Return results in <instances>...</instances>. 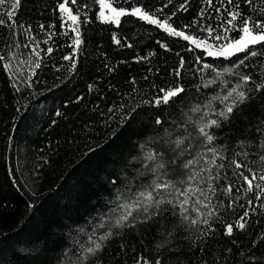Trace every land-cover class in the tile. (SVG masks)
Masks as SVG:
<instances>
[{
    "label": "trees",
    "instance_id": "16d2710c",
    "mask_svg": "<svg viewBox=\"0 0 264 264\" xmlns=\"http://www.w3.org/2000/svg\"><path fill=\"white\" fill-rule=\"evenodd\" d=\"M107 1L127 10L141 7L161 21L171 17L168 22L174 28L195 37L207 34L185 25L193 20L215 25L227 19L226 10H235L226 0L223 7L222 0H213L212 7L204 0H188L187 11H177L185 0ZM60 2L63 0H22L13 27L0 26V55L5 57L0 61V264H78L89 237L108 230L124 213L122 205L151 183L149 153H161L165 161L174 158L171 142L185 137H191L186 140L190 147L181 159L195 160L204 153L196 142V129L205 117L216 118L212 113L224 108L223 97L238 83L240 73L252 77L246 86L251 98L241 106L243 112L237 109L231 124L222 122V128L214 130V146L221 148L225 157L217 164L225 167L213 169L220 179L213 182L217 192L212 204L217 215L210 224L193 226L183 221L178 201L184 197L164 193L177 204L175 209L167 205L163 218L122 230L105 242L97 256L99 264H136L137 258L150 264H264V199L256 201L253 193L245 192L247 185L239 176L240 172L251 176L249 169L264 174V90L254 91L257 84L264 83V56L249 57L235 70L236 75L216 78L211 70L200 71L204 63L222 71L233 61L244 59L245 53L230 59L209 57L203 49L134 16L121 17L119 26L102 22L96 0H77L76 4L69 0L67 6L80 15L83 41L76 54L77 68L70 71L71 61L62 57L72 55L74 35L70 28L60 27ZM235 3L245 15L264 19V0ZM161 8L163 11H157ZM202 8L203 21L198 16ZM216 8H221L222 16ZM7 10L0 6V18L6 23ZM50 32L52 39L45 44ZM33 35L41 44V68L28 81V75L15 77V71H8L4 63L17 42V49H26L22 41ZM113 35L121 41L119 45ZM231 35L238 38L239 33ZM158 41L169 50L161 48ZM49 47L53 48L51 54L47 53ZM139 57L146 59L137 62ZM181 57L186 63L178 79L173 70ZM133 79L135 84L129 82ZM213 79L216 82L209 83ZM176 84L185 88L177 103L159 108L143 103L162 95L159 87ZM89 85L94 86L91 91ZM121 104L137 108L138 115L131 123L122 119ZM110 106L116 111L109 113ZM157 114L162 125L155 124ZM233 160L245 167L236 169ZM202 166L204 160L193 170ZM181 171L187 174L182 166ZM163 179L178 182L183 177L169 166V175ZM228 184L233 186L231 195L223 191ZM177 186L183 189L188 185ZM192 187L195 190L196 185ZM197 199L204 197L197 192L189 200V220L202 219L201 213L209 211L196 204ZM250 199L255 211L248 206ZM230 201L232 208H228ZM246 209L250 215L245 229L234 228L232 236L225 235L226 225L235 224ZM102 223L104 227H100ZM205 232L207 236L202 235Z\"/></svg>",
    "mask_w": 264,
    "mask_h": 264
},
{
    "label": "snow or ice",
    "instance_id": "6c2138e0",
    "mask_svg": "<svg viewBox=\"0 0 264 264\" xmlns=\"http://www.w3.org/2000/svg\"><path fill=\"white\" fill-rule=\"evenodd\" d=\"M96 2L100 5L98 18L102 22L110 21L119 26L121 24V17L134 16L139 20L147 21L149 24L156 25L158 28H161L168 33L169 36L180 37L184 41L190 42L195 46V48H203L204 52L209 57H223L224 59H230L237 53H245L244 59H239L238 63L233 61L231 67H225L222 71H217L213 65L204 63L200 71L211 70L216 73V78L223 75H236L237 73L235 70L244 66L245 60L249 57L264 56V19H253L251 16L245 15L240 11L239 4L235 3V0H226L227 4L232 5L235 9L226 10L227 19H222L215 25L211 23L204 24L202 22L198 24L196 20H193L191 24L184 26L185 28L199 27L202 33L207 34L206 37L187 35L184 31L177 30L168 22L171 17L161 21L155 17L154 13L145 11L141 7H133L129 11L123 8L118 9L114 7L112 3L107 2V0H96ZM168 2L171 3V0H168ZM204 2L208 5V7H212L213 0H204ZM68 3L69 0H63V2L58 4V10L62 14L60 27L64 28L67 21H70L71 24L68 25V27L70 28V31L75 34V37L72 42V55H65L62 59L65 61H71L70 71H75L77 68L76 54L79 52L83 41L80 33V15L79 13L74 14L71 8L67 6ZM71 3L76 4L77 0H71ZM187 3L188 0H185L184 3L180 4L177 11H187ZM245 3L251 4L252 0H245ZM21 4L22 0H0V6H5L9 9L4 13V15L7 16V23L4 19L0 18V26L6 25L8 27H13L11 22L14 20L15 12ZM167 6L168 5L165 4L164 8ZM221 6L223 7V0ZM157 11H163V8L158 9ZM215 11L218 16H222L221 8H216ZM175 14L176 13L173 12L172 16ZM198 16L201 18V21H203L205 18V9L202 8L198 13ZM40 27L41 29L44 28L43 25ZM231 33H239L238 38L232 36ZM64 35H68V32H65ZM29 39L32 38L29 37ZM51 39L52 33L50 32L44 43L47 44ZM112 40L117 45L121 43L115 35L112 36ZM209 41H216L220 43L214 45ZM157 43L160 42L158 41ZM24 46L29 47L27 44ZM127 46L131 47L132 45ZM38 47V43L32 47V53L36 58L34 61H28L30 72L28 75V81H31L32 77L36 75V69L41 68L40 54L37 51ZM160 47L164 48L166 51L169 50L166 44L160 43ZM192 50L193 49H189V51ZM52 52L53 48L49 47L47 49V53L51 54ZM177 55L179 54L177 53ZM4 59L5 57L0 55V61H3ZM144 59H146V57H139L137 62ZM200 62V58L198 57L196 59V63L199 64ZM21 63H24V61H21ZM121 63H123V61H121ZM185 63V59L181 57L178 66L173 70L176 78L179 79L181 77L182 69L184 68ZM105 66L108 67V65ZM5 68H8L7 64H5ZM56 70L59 71L60 69L57 68ZM109 71H114V69L109 67ZM238 75V83L234 87H230L227 94L223 97V102L225 104L224 108L212 113V115L216 118L207 119L205 117L203 125L196 129L199 133V138L196 142L201 144L204 148V153L195 160L186 159L185 161L184 159H181V157L184 156V152L190 147V145L186 144V140L191 139V137H185L184 139L177 138L171 142L174 144V147L171 149L174 158H169L165 161L161 153H149L147 159L153 162V164L149 166V170L154 177L151 183L147 185L145 191L139 192L134 200H131L127 205H122L125 209L124 213L116 219L115 223L111 225L108 230L98 236H95V238H93V236L89 237L88 246H82L83 250L78 258V264H86V262L87 264H99L100 258L97 256V253H101L103 251L105 242L113 238L114 235L119 236L122 230L126 228L135 229L138 224L144 225L154 219L163 218V214L167 210V205H172L173 209H175L177 204L174 203L173 200L167 199L163 195L164 193H169L170 195L172 193H176L179 196L184 197V199L178 201V207L180 209L179 214L183 221H188L193 226L210 224L211 219L217 215L216 207L212 204L213 197H215L217 192V188L214 187L213 182L220 179L219 173L213 174V169H222L225 167L224 164H217V160H223L225 157L222 155L221 148L214 146V142L217 139V135L214 130L221 129L222 122L231 124L237 109H240L241 112H243V108L241 106L245 105L246 101H249L251 98L249 90H246V86L250 83L252 77L242 73ZM145 79L147 80V76ZM129 82L135 84L134 79ZM215 82V79H213L209 83ZM13 86L15 87V84ZM29 87H31V84H29ZM88 87L91 91L94 86L89 85ZM153 87L156 86L153 85ZM262 90H264V83L257 84L254 89L256 92H260ZM133 91H135V89H133ZM158 91L162 93V95L156 96L152 101H143V103L156 108H159L161 105L177 103L182 98L181 93L185 92V88L180 84H176L173 87H159ZM117 95H120L119 92ZM119 107L123 113L122 119H124L127 123H131L136 119V116L138 115L136 107H131L127 104H121ZM115 111L116 109L114 107L110 106L108 108L109 113ZM195 111H199V109H195ZM60 114L61 113L57 112V115ZM101 115H103V113H101ZM163 123L164 122L158 116L155 120V124L162 125ZM166 151L167 150H165V152ZM261 159H264V157H261ZM200 160H204V166L193 170L195 166L199 164ZM232 163L236 169H243L245 167V165L236 160H233ZM169 166H171L172 171H174L176 175L182 176L183 179L178 182H173L171 179H163L169 175ZM181 166L183 169L187 170V174L181 171ZM249 172L252 173L251 176L245 175L243 172L239 173V176L242 177L244 183L247 185L244 191L247 193H253L255 200L261 201L264 199V183H256V181L264 182V174L257 175L251 169H249ZM177 184H187L188 186L181 189L177 186ZM193 184L196 185L195 190L192 187ZM201 185L204 187H201ZM223 191L225 194L231 195L233 192V186L228 184L223 188ZM197 192L200 196L204 197V200L197 199L195 203L208 208L209 211L207 215L201 213V216L203 217L202 219L189 220L187 215V205L189 204L191 197ZM248 206L255 211V206L253 205V201L251 199L248 200ZM232 207L233 203L230 201L228 203V208ZM261 207L264 208V204H262ZM197 212H199V209H197ZM249 215L250 213L246 209L235 224L226 225L224 234L232 236L234 228L243 231L247 225V218ZM100 227H104L103 223ZM113 228L117 230L115 233L112 231ZM93 231L95 234V229ZM211 231H213V229L209 228V232ZM202 235L207 236L208 233L205 232L202 233ZM90 257L94 259L90 261ZM136 264H150V262L144 260L143 258H137ZM156 264H160V262L157 261Z\"/></svg>",
    "mask_w": 264,
    "mask_h": 264
},
{
    "label": "rangeland",
    "instance_id": "374dc122",
    "mask_svg": "<svg viewBox=\"0 0 264 264\" xmlns=\"http://www.w3.org/2000/svg\"><path fill=\"white\" fill-rule=\"evenodd\" d=\"M98 5H99V3H98ZM118 9H120V8H118ZM99 13H100V5H99V9H98V17H99ZM70 24H71V22L70 21H67L65 27L69 28L68 25H70ZM73 35L75 37V34L74 33H73ZM36 43L39 44V47L37 48V51L40 54V49H41L40 40H39V38L37 36H34V35L32 36V40L25 38L22 41V44L21 45H25V44L29 45V47H27L26 49H23V48L17 49V46L18 47L20 46L19 42H17V44H16L17 46L14 49H11L8 58H6V60H5L4 66H5V64H7L8 65V68H6V69L8 71H15V73H13V75L15 77H17V76L19 77V74L20 75H23V74L24 75H29L30 72H29L28 61H30V60L34 61L35 58H36L35 55L32 53V47ZM210 43H212V42H210ZM213 44L215 45V44H218V43H213ZM200 49H203V48H200ZM21 61H24V63H21Z\"/></svg>",
    "mask_w": 264,
    "mask_h": 264
}]
</instances>
